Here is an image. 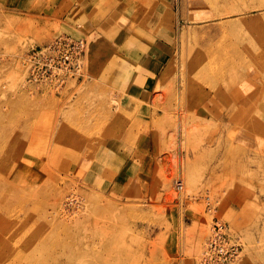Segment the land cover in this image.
I'll return each mask as SVG.
<instances>
[{
  "label": "rangeland",
  "instance_id": "374dc122",
  "mask_svg": "<svg viewBox=\"0 0 264 264\" xmlns=\"http://www.w3.org/2000/svg\"><path fill=\"white\" fill-rule=\"evenodd\" d=\"M156 1L0 0V264H264V0Z\"/></svg>",
  "mask_w": 264,
  "mask_h": 264
},
{
  "label": "built area",
  "instance_id": "2783aa9c",
  "mask_svg": "<svg viewBox=\"0 0 264 264\" xmlns=\"http://www.w3.org/2000/svg\"><path fill=\"white\" fill-rule=\"evenodd\" d=\"M84 43L67 36H60L54 41L33 47L28 54L31 77L38 79H55L58 81L60 73L73 72L82 75ZM215 226V235L208 242L207 260L218 264H225L238 254V245L222 238V233Z\"/></svg>",
  "mask_w": 264,
  "mask_h": 264
},
{
  "label": "bare ground",
  "instance_id": "6f19581e",
  "mask_svg": "<svg viewBox=\"0 0 264 264\" xmlns=\"http://www.w3.org/2000/svg\"><path fill=\"white\" fill-rule=\"evenodd\" d=\"M193 1V0H192ZM210 2V3H220V4H227L228 3V8H230L231 9V6H229V5H231L232 4V2H235V1H237V0H194L193 1V3L196 5L197 3H204V2ZM153 2V3H152ZM152 2L150 3L151 4V6H152V11H153V14L152 15H155L156 16V18L158 19V17H160V16H158L157 15V9L152 5V4H156V0H152ZM140 15V14H139ZM146 15V14H145ZM161 18V17H160ZM159 21V20H158ZM250 30V31H249ZM256 32V29L254 28V27H251V28H249L248 29V32L247 33H255ZM256 43H259V41H257ZM256 43L253 41V43L252 44H255L256 45ZM251 45V44H250ZM249 46V45H248ZM258 46V45H257ZM251 47V46H250ZM254 47V46H253ZM222 66V68H223V72H227V74H228V72H230L231 70H233V69H236V67H238V64L237 63H233V64H228V65H226L225 63L223 64V65H221ZM230 88V87H229ZM228 88V89H229ZM215 92H217V91H215ZM205 99L208 101L209 100V98H207L206 96H205ZM232 96H231V94L229 93V90L227 91H224V93H221V94H219V93H217V94H215L214 96H213V100L212 101H232ZM235 100V99H234ZM233 100V101H234ZM202 101H203V99H202ZM31 176L30 175H28V176H26V175H22L21 176V179L19 180V183L20 184H22L23 186H25V185H27V184H29L30 182H31ZM182 183L180 182V181H177V184L175 185V186H177V188H179V189H181L182 188V185H181ZM211 238H213V236L211 237ZM70 262V261H69ZM67 263H68V261H67ZM213 264V263H212Z\"/></svg>",
  "mask_w": 264,
  "mask_h": 264
}]
</instances>
